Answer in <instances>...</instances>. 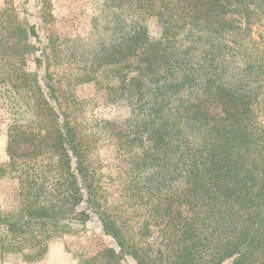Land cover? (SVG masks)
<instances>
[{"label": "trees", "instance_id": "1", "mask_svg": "<svg viewBox=\"0 0 264 264\" xmlns=\"http://www.w3.org/2000/svg\"><path fill=\"white\" fill-rule=\"evenodd\" d=\"M102 21L90 50L73 51L74 82L128 105L125 145L142 153L127 159L117 189L103 181L51 69L59 39L49 40L57 56L43 54L46 90L38 74L0 59L10 69L0 73L2 106L17 103L23 120L35 112L27 125L7 124L5 173L18 179L20 205L0 210V250H45L93 214L119 250L84 264H264V34L251 37L264 29V0H104ZM17 30L5 49H34L33 29Z\"/></svg>", "mask_w": 264, "mask_h": 264}, {"label": "rangeland", "instance_id": "2", "mask_svg": "<svg viewBox=\"0 0 264 264\" xmlns=\"http://www.w3.org/2000/svg\"><path fill=\"white\" fill-rule=\"evenodd\" d=\"M103 11L104 0H0V59L18 63L27 73L38 74L41 87L46 90L43 54L46 57L51 54L57 56L56 50L51 52L49 40L59 39L58 51L64 53L63 58H53L51 69L56 74L55 79L61 80V84H58L61 85L65 96L61 100L69 110L76 108L78 132L81 139L90 147L94 167L103 175L105 183L115 185L117 189L127 159L135 153H142L137 143L125 145L128 140L125 135L129 134L131 135L129 140L133 139L134 124L132 121L128 122L131 118L129 107L124 101L111 102L112 99L108 98L105 92L98 91L95 82L76 85L73 78L79 69L73 51L90 50L95 26L104 25ZM19 25L26 29L32 28L35 32L34 36L28 32V43L34 47L29 52L25 49L15 52L5 49L19 40L17 30ZM149 26L151 36L160 37L156 22L151 21ZM263 34V28L254 27L251 37L259 41L258 37ZM41 60L44 61L41 63ZM136 60L132 59L131 62L136 63ZM113 68L118 66L103 68L98 75L100 76L103 71L114 70ZM4 70L10 71L8 66L0 63V73ZM8 100L13 101L14 98ZM73 101L79 105H74ZM16 104L2 106L0 101V210L3 213L15 212L20 205L18 179L12 178L14 174L5 173L6 164L9 163L7 124L13 119L21 118L19 125L23 123L27 125L28 120L35 116V112L32 111L26 120H23L21 114L15 112L19 106L17 105L14 110L12 108ZM77 109H80V112H77ZM220 112L221 108L213 104L211 113L217 115ZM41 119L43 125H46L48 117L44 114L41 115ZM45 127H48V124ZM46 130L47 128L43 132ZM31 150L28 145H21L19 153ZM79 211L90 213L85 203L80 205ZM71 229V232L52 241L45 250L26 248L21 253H4L0 250V264H84L83 261L99 257L106 249L119 250L115 241L106 235L102 224L93 214L87 219L78 218L72 221ZM150 241L159 242L153 239ZM101 262L106 264L104 260ZM122 264H137V261L127 257Z\"/></svg>", "mask_w": 264, "mask_h": 264}]
</instances>
